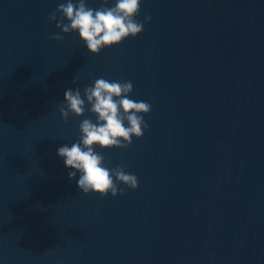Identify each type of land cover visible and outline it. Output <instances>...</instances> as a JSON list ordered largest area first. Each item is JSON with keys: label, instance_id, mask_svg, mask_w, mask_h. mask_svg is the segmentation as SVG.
<instances>
[{"label": "clouds", "instance_id": "1", "mask_svg": "<svg viewBox=\"0 0 264 264\" xmlns=\"http://www.w3.org/2000/svg\"><path fill=\"white\" fill-rule=\"evenodd\" d=\"M100 0L99 8L88 7L87 0H66L49 14V21L55 22L59 33H53L50 39L63 41L64 35L78 32L80 40L91 54H99L102 49L120 44L126 38H135L144 30V24L150 22L146 15L140 22L141 0ZM77 80L74 78L73 84ZM134 86L131 81H111L96 79L93 86L83 89V98L79 87L68 88L64 93V104L59 107L65 123L70 116L81 117L85 112L95 115L96 121L85 118L79 123L80 137L69 147L67 144L57 149V155L64 159L69 171V179L79 172L77 186L84 194L96 193L105 197L123 195L125 188L136 190L138 177L126 172L123 165L113 168L105 166V157L95 151L101 149H127L133 143V137L140 139L149 128L144 116L152 110L145 101L129 98ZM90 106V107H89ZM127 125V126H125Z\"/></svg>", "mask_w": 264, "mask_h": 264}]
</instances>
